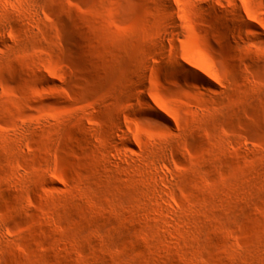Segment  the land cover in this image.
Masks as SVG:
<instances>
[{"label":"rangeland","instance_id":"rangeland-1","mask_svg":"<svg viewBox=\"0 0 264 264\" xmlns=\"http://www.w3.org/2000/svg\"><path fill=\"white\" fill-rule=\"evenodd\" d=\"M0 264H264V0H0Z\"/></svg>","mask_w":264,"mask_h":264},{"label":"bare ground","instance_id":"bare-ground-1","mask_svg":"<svg viewBox=\"0 0 264 264\" xmlns=\"http://www.w3.org/2000/svg\"><path fill=\"white\" fill-rule=\"evenodd\" d=\"M111 123H112V124H114V123H115V121H114V120H111ZM195 158H196V160H197V159H200V158H201V154H198V153H197V154H195ZM92 161L96 162V161H97V159H96L95 157H93V158H92ZM72 165L76 167V165H75V164H73V163H72ZM192 252H195V250H194V249H192Z\"/></svg>","mask_w":264,"mask_h":264}]
</instances>
